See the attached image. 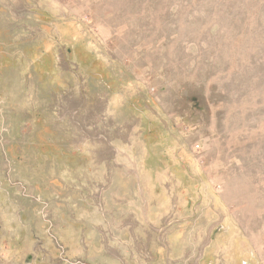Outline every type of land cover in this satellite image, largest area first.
<instances>
[{
	"label": "rangeland",
	"instance_id": "374dc122",
	"mask_svg": "<svg viewBox=\"0 0 264 264\" xmlns=\"http://www.w3.org/2000/svg\"><path fill=\"white\" fill-rule=\"evenodd\" d=\"M0 264H264V0H0Z\"/></svg>",
	"mask_w": 264,
	"mask_h": 264
},
{
	"label": "bare ground",
	"instance_id": "6f19581e",
	"mask_svg": "<svg viewBox=\"0 0 264 264\" xmlns=\"http://www.w3.org/2000/svg\"><path fill=\"white\" fill-rule=\"evenodd\" d=\"M245 180H246V179H245ZM232 183H233L234 185H236V184L239 183V181H238V179H235L234 182H232ZM242 184H243V183H242ZM242 184H241V185H242ZM244 185H245V184H244ZM239 186H240V185H239ZM248 186H249V185H248ZM244 188L246 189V187H244ZM244 188H243V189H244ZM240 189H242V188H240ZM245 189H244V190H245ZM249 190H250V189H249ZM249 190H247V191H249ZM237 191H238V190H237ZM241 191H242V190H241ZM251 191H252V190H251ZM245 192H246V190H245ZM245 192L243 191V195L245 194ZM239 193H241V192H239ZM241 195H242V194H241ZM251 200H252V199H251Z\"/></svg>",
	"mask_w": 264,
	"mask_h": 264
}]
</instances>
